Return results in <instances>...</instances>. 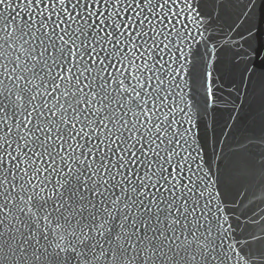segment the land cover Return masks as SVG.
Returning a JSON list of instances; mask_svg holds the SVG:
<instances>
[{
    "label": "snow or ice",
    "instance_id": "snow-or-ice-1",
    "mask_svg": "<svg viewBox=\"0 0 264 264\" xmlns=\"http://www.w3.org/2000/svg\"><path fill=\"white\" fill-rule=\"evenodd\" d=\"M0 264H264V0H0Z\"/></svg>",
    "mask_w": 264,
    "mask_h": 264
}]
</instances>
